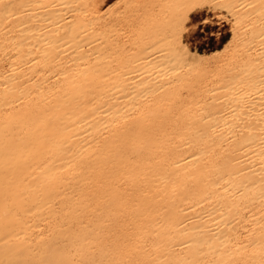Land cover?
Wrapping results in <instances>:
<instances>
[{"label": "bare ground", "instance_id": "obj_1", "mask_svg": "<svg viewBox=\"0 0 264 264\" xmlns=\"http://www.w3.org/2000/svg\"><path fill=\"white\" fill-rule=\"evenodd\" d=\"M207 6L186 72L112 74L97 0H0V264H264V0L203 78Z\"/></svg>", "mask_w": 264, "mask_h": 264}, {"label": "rangeland", "instance_id": "obj_2", "mask_svg": "<svg viewBox=\"0 0 264 264\" xmlns=\"http://www.w3.org/2000/svg\"><path fill=\"white\" fill-rule=\"evenodd\" d=\"M190 1L97 0L100 21L107 29L108 66L112 74L120 70L128 74H138L154 65H160L162 70H157L162 72H186L187 65L178 61L167 42L169 35L182 27L176 19L185 14ZM204 1L208 2L206 9L193 14L186 24L189 32L185 34L184 41L193 50L203 53L217 50L211 55L209 65H205L204 69H196L201 77L210 78L211 74L215 76L220 69L218 66H223L225 63V56L230 49L229 47L226 51V44L232 38L233 19L225 9L217 7L224 0ZM142 55H146V58L143 61L138 60ZM215 68L217 69L214 72Z\"/></svg>", "mask_w": 264, "mask_h": 264}, {"label": "snow or ice", "instance_id": "obj_3", "mask_svg": "<svg viewBox=\"0 0 264 264\" xmlns=\"http://www.w3.org/2000/svg\"><path fill=\"white\" fill-rule=\"evenodd\" d=\"M197 38H200L199 36H197Z\"/></svg>", "mask_w": 264, "mask_h": 264}]
</instances>
